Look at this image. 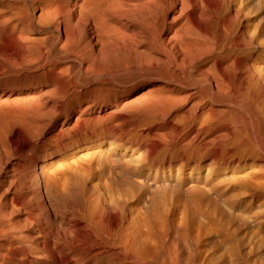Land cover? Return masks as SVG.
<instances>
[{
	"label": "bare ground",
	"instance_id": "6f19581e",
	"mask_svg": "<svg viewBox=\"0 0 264 264\" xmlns=\"http://www.w3.org/2000/svg\"><path fill=\"white\" fill-rule=\"evenodd\" d=\"M254 1L261 0H0V38L18 44L16 67L24 76L17 89L0 93V264H200L201 249L197 255L190 249L183 258L174 240L166 257L150 243L154 236L157 244L162 232L149 233L156 230L155 221L153 227L150 219L134 223L113 190L99 188L98 154L82 152L90 139L80 124L104 120L114 111L100 106L93 116L98 101L83 109L79 104L71 126L75 107L62 108L67 101V108L86 103L97 88L109 90L118 82L123 87L113 95L115 108L142 89L126 103L156 111L192 100V109L204 107L207 118L241 105L258 123L264 118V34L255 23ZM64 74L68 80L59 76ZM92 83L98 87L89 91ZM218 104L224 109H216ZM257 131L262 132L260 150L204 159L210 173L231 168L230 187L221 198L244 209L246 199L264 200V128L259 123ZM167 164L181 166L184 160L176 157L160 167ZM185 164L202 165L194 158ZM232 187L236 198L230 196ZM237 250L226 264L264 262V244L257 251ZM214 261L208 260L219 263Z\"/></svg>",
	"mask_w": 264,
	"mask_h": 264
},
{
	"label": "rangeland",
	"instance_id": "374dc122",
	"mask_svg": "<svg viewBox=\"0 0 264 264\" xmlns=\"http://www.w3.org/2000/svg\"><path fill=\"white\" fill-rule=\"evenodd\" d=\"M253 6L258 9V11L256 10L258 13L256 12L255 15L257 16L255 23L259 24L258 26L264 34V0L254 1ZM16 49H18V44L6 42L0 38V93L2 92L4 96L17 89V86L24 80L23 74L21 75L16 67L18 63L15 59ZM260 54L263 57L262 66L264 67V50ZM64 75L59 76H63L65 80H68L67 75ZM115 83L114 86H110L109 90L101 91L97 88L95 94L86 97V103L76 101L72 106L68 105L67 108V104H70L67 101L62 108L64 111L75 107V111L71 115V126L78 116L79 104L80 108L83 109L87 106V103L98 101V107L95 109L93 116L98 115L100 106L103 107L105 112L114 111L104 120H93L94 123L81 121L80 124L81 131L84 132L82 135L90 139L82 152H96L98 154L95 164H97L96 168L99 173H97V180L99 179L98 184L99 188L102 189L101 191L104 190L103 192L107 193L112 192L110 191L112 189L118 203L120 202L119 204L122 203L121 205L127 207L126 215L130 218L132 216L131 219L134 223L135 220L136 223L140 220L141 223L142 220L149 223L148 219H150L149 221L152 222L149 224L152 227L155 225L153 228H156V230L149 233L155 232L156 235L162 231L157 236L158 238L155 237L156 242L160 239L158 241L160 243L155 244L153 242L154 236H151L150 243L152 242L156 245V248L162 250L164 255L170 253L169 244L172 246L173 243H176L178 247L181 245L179 248H182L183 258L189 256L190 249V251L196 252L191 253V255H197V251L201 249V254L198 251L199 255L202 256L198 258L200 264H209L208 260L211 259L215 260V263L224 264L225 260L231 261L234 258V255L238 252V246L245 252H250L253 249L257 251L258 247H262L264 244V239H261L262 235L264 238V223L262 222L264 221V203L262 202L264 200H252V203L250 198L246 199L244 200H248L246 209L240 205L228 204L226 200L221 198V193L230 187L229 182L233 177L231 176V168L212 169V173H210L208 163L204 159L209 154L222 160L223 158L230 159L233 157L232 155L237 156L258 151L260 148L258 139L261 137L262 132L257 131V124H261L264 128V118L255 123L249 111L241 105H236L238 106L236 108L233 106L226 107L229 108L226 112L216 117L207 118V115H203L201 111V108L204 107L201 106L199 110H193L192 106L196 101H186L183 95L180 97H183L182 100L186 103L181 101L177 105L165 106L156 111L147 110L137 102L126 103L138 96L142 89L127 100L120 99L118 107L115 108L112 105L114 104L113 95L123 87V84ZM96 85L97 83L89 85V91L98 87ZM128 87L130 88L131 85ZM112 89L115 91H112ZM98 92L105 95L102 96ZM109 100L112 101L109 102ZM215 108L224 109L221 104H218ZM2 112H6V106L4 105L2 106ZM62 113L64 112L60 113L59 123L64 120ZM91 118L82 117L81 120L86 119V121H89ZM111 142L116 144L112 145ZM176 157H181L184 160V166L167 164L163 168L160 167L162 162L173 161ZM190 158L196 159L202 165L193 168L192 165L185 164ZM205 179L209 180V183H205ZM233 189L232 187L230 196L236 198L238 191ZM219 199H222L221 202ZM217 201L220 203H217ZM249 204L252 205L249 206ZM227 216L230 217L227 221H230L229 223L233 227L227 221L223 223ZM234 217L238 220H235ZM194 220L197 222L196 227ZM153 221H155V224ZM156 223L160 224V228ZM164 223L165 225H163ZM199 224H201V229L198 228ZM162 226H164V229H161ZM222 229L223 231L220 232ZM213 230H216V232ZM228 234H231L232 239L234 238L235 245L232 239L231 241L227 240ZM195 238L199 239L196 240ZM260 239L262 242L259 241ZM173 240L174 242L171 244ZM225 240L227 241L225 242ZM209 243L213 244V249ZM215 244H217V247ZM153 246L150 247L155 248ZM152 248L150 249L152 250ZM205 248H207L206 251ZM228 257L231 258L228 259ZM251 263L254 264L252 261Z\"/></svg>",
	"mask_w": 264,
	"mask_h": 264
}]
</instances>
